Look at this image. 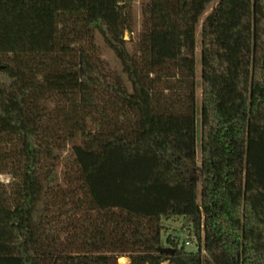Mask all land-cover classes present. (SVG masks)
Segmentation results:
<instances>
[{
	"label": "trees",
	"instance_id": "16d2710c",
	"mask_svg": "<svg viewBox=\"0 0 264 264\" xmlns=\"http://www.w3.org/2000/svg\"><path fill=\"white\" fill-rule=\"evenodd\" d=\"M213 1L0 0V264H264V0L201 23L199 164Z\"/></svg>",
	"mask_w": 264,
	"mask_h": 264
},
{
	"label": "rangeland",
	"instance_id": "374dc122",
	"mask_svg": "<svg viewBox=\"0 0 264 264\" xmlns=\"http://www.w3.org/2000/svg\"><path fill=\"white\" fill-rule=\"evenodd\" d=\"M148 0H134V7H135V13H136V29L133 32V40L129 41V47L131 49L134 48V42L138 36V33L142 29V23H143V15H142V7L144 3H146ZM218 0H214L211 2V4L206 8V10L203 12V14L200 17L199 24L197 26V40H196V49H195V65H196V104H197V161L200 164L201 163V101H202V81H201V48H200V30H201V23L206 16V14L213 8V6L216 4ZM126 38H130V33L126 32ZM98 44L100 45L101 54L102 57L107 59L109 63L113 66L118 68L119 70L122 69V66L117 59L116 55L114 54L113 50L109 48L101 35H97L96 37ZM71 145L69 144L67 146V149L64 151V155L68 154L70 152ZM65 169V162L63 161L60 166L58 167L59 172L61 173V182L64 184L65 180L62 177V172ZM0 176L3 177L1 179L2 181H7L5 183H8L12 180V176L10 173L2 172L0 173ZM198 193H199V199H200V184L198 187ZM165 226L168 230V234H171L175 240L179 242V244L184 243L187 247V249H197V239L193 238L190 234L189 228L184 225L183 218H164ZM168 234H164L163 237L166 239V236ZM190 240L189 243L186 241ZM165 246H169V243L165 242ZM163 264H170L167 261L163 262Z\"/></svg>",
	"mask_w": 264,
	"mask_h": 264
},
{
	"label": "bare ground",
	"instance_id": "6f19581e",
	"mask_svg": "<svg viewBox=\"0 0 264 264\" xmlns=\"http://www.w3.org/2000/svg\"><path fill=\"white\" fill-rule=\"evenodd\" d=\"M119 264H128V259L126 257H120Z\"/></svg>",
	"mask_w": 264,
	"mask_h": 264
},
{
	"label": "water",
	"instance_id": "95a60500",
	"mask_svg": "<svg viewBox=\"0 0 264 264\" xmlns=\"http://www.w3.org/2000/svg\"><path fill=\"white\" fill-rule=\"evenodd\" d=\"M173 249H174L173 247H165L164 248L165 251H173Z\"/></svg>",
	"mask_w": 264,
	"mask_h": 264
},
{
	"label": "crops",
	"instance_id": "0c3cea01",
	"mask_svg": "<svg viewBox=\"0 0 264 264\" xmlns=\"http://www.w3.org/2000/svg\"><path fill=\"white\" fill-rule=\"evenodd\" d=\"M122 257H126L128 259V264H129V257L126 255V256H122Z\"/></svg>",
	"mask_w": 264,
	"mask_h": 264
},
{
	"label": "clouds",
	"instance_id": "9594fccd",
	"mask_svg": "<svg viewBox=\"0 0 264 264\" xmlns=\"http://www.w3.org/2000/svg\"><path fill=\"white\" fill-rule=\"evenodd\" d=\"M0 179H3V177H2V176H0ZM5 182H7V181H5Z\"/></svg>",
	"mask_w": 264,
	"mask_h": 264
},
{
	"label": "built area",
	"instance_id": "2783aa9c",
	"mask_svg": "<svg viewBox=\"0 0 264 264\" xmlns=\"http://www.w3.org/2000/svg\"><path fill=\"white\" fill-rule=\"evenodd\" d=\"M186 242H187V243H189V242H190V240H187Z\"/></svg>",
	"mask_w": 264,
	"mask_h": 264
}]
</instances>
